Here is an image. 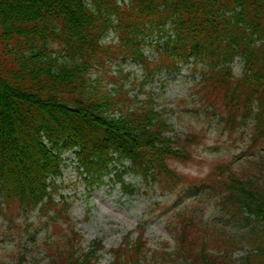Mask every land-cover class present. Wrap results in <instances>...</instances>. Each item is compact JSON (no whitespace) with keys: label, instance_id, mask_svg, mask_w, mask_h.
Here are the masks:
<instances>
[{"label":"trees","instance_id":"obj_1","mask_svg":"<svg viewBox=\"0 0 264 264\" xmlns=\"http://www.w3.org/2000/svg\"><path fill=\"white\" fill-rule=\"evenodd\" d=\"M118 1L0 0V216L9 221L8 226L38 204L45 214L56 208L45 179L59 172L60 154L72 146L78 147L76 155L87 174L107 170L109 154L117 152L118 160L129 158L131 170L145 181L161 176L180 181L168 159L185 157V151L173 150L169 139L159 136L168 127L166 112L153 109L150 93L143 100L129 97L137 82L125 88L126 75L120 69L111 74L106 58L130 57L143 63L140 86L162 68L175 70L177 62L190 54L208 66L202 75L206 87L223 82L230 74L227 63L235 55L257 67L261 77L264 74V44L253 46L254 34L264 37V0ZM167 23L169 28H162ZM169 29L174 38L164 47L158 41L149 44L157 54L149 62L141 51L143 37L155 33L158 40L159 33ZM109 30L117 40L111 37L101 43ZM262 99L255 116L260 135L264 133ZM250 172L244 173L243 181L190 178L175 183L217 196L221 211H232L231 218L242 212L237 208L252 214L243 216L239 224L249 225L240 236L251 245L248 253L236 263L229 254L232 240L221 244L226 241L222 228L208 234L192 218L185 220L179 214L181 220H172L171 229L181 250L198 247L203 264H264V165ZM67 206L63 203L62 210ZM209 247L224 252L208 256ZM128 248L114 251L109 264L138 258L154 264L173 262L163 251L148 254L150 249L140 238ZM94 251L80 259L71 246L56 247L48 264H95ZM192 253L187 255L192 258ZM23 260L18 256L17 263Z\"/></svg>","mask_w":264,"mask_h":264},{"label":"rangeland","instance_id":"obj_2","mask_svg":"<svg viewBox=\"0 0 264 264\" xmlns=\"http://www.w3.org/2000/svg\"><path fill=\"white\" fill-rule=\"evenodd\" d=\"M155 38V35H145L143 37L144 44L142 46L144 52L148 53V58H151L150 54L153 49L147 42L151 40L153 44ZM116 62H119V59ZM114 66L116 69V64ZM121 66L124 71L125 69H136V74L140 72L136 68L138 66L137 63L129 60H126ZM232 67L234 74L238 76L240 63H232ZM124 71L122 72L124 73ZM113 73L111 72V74ZM135 73L133 72L134 76ZM94 76L95 74L92 77ZM132 76L131 74L128 76L129 81H131ZM161 80H163L162 76L158 75L151 82L150 87L154 94L158 90L159 81ZM149 84L143 88H148ZM182 85L187 86V83L168 81L165 87L160 86V89H162V93H164L168 102H172L176 95L186 96V89ZM133 91L139 92V97L144 96L138 88ZM213 97L216 102L214 105L222 107L223 90H216ZM191 106H195L191 98L185 97V100L176 101L175 111L172 112V116L182 127L196 129L197 134H201L199 138L202 143L196 148L197 155H189L186 158L188 164L186 168L182 167L181 164L183 163L176 160H173L172 168L175 169L178 177L181 178L179 180L186 179L188 181L189 175L202 177L206 180L208 172L206 168H213L217 158H229L233 152L240 150L242 147H248L250 130L241 125L242 122L246 124V121L242 120L240 116H236L235 119V123L238 125L234 123L229 129L221 125H209L207 118H197L181 113V110L191 108ZM241 109L243 108L240 105L238 110L241 112ZM173 123L175 122L173 121ZM182 127L180 128L177 124L174 132L184 131ZM212 150H219L220 152L213 156ZM63 173L64 175L61 179L63 183H68L69 185L62 189L61 193L65 194L72 202L67 211L62 210L59 202V204H56V208L50 209L47 214L41 213V209H31L27 214L19 213L20 215L15 217L16 223L13 222L10 226L7 225L8 220L0 219V262L18 264V256H26L27 261L21 264H29L34 255L42 258V262H45L47 257L42 251L41 244L48 239H50V243H53L52 241L65 239L66 235L70 236L69 227L71 225L81 235L80 245L82 248L87 249L89 242L94 238L102 240L104 248L99 251L100 257L97 260V264H109L114 257L113 252L109 251V248L116 246L120 237L126 231L130 232L131 237H138V230L130 231V229L137 228L135 225L140 220L146 222V230L142 237L148 239L147 245L152 249H162L171 252L175 249V240L173 237L174 230L171 229L172 224L169 223L172 220L169 214L178 207L176 205L189 204L192 206L199 214L201 222L206 221L208 218H214L230 226V222H224L226 215L221 214L217 198L212 196L196 192L189 193L188 191H173L170 194L165 192L157 195L155 184L150 185L151 187H146L140 181L137 183V192L133 194L125 193L119 183L114 185L105 183L90 192H85L84 184L76 175L75 170L67 167ZM124 179L126 182H133L134 184L138 180L132 175H125ZM56 199H58V196H56ZM157 200L161 203L154 210L153 204L158 202ZM64 216L68 217L67 221H65ZM46 221L48 224L44 223ZM23 229L28 230L23 232ZM24 246L30 247L32 251H23ZM86 249L82 250L85 251ZM245 249L246 247L237 249L233 256L242 255ZM186 264L190 263L187 262Z\"/></svg>","mask_w":264,"mask_h":264}]
</instances>
